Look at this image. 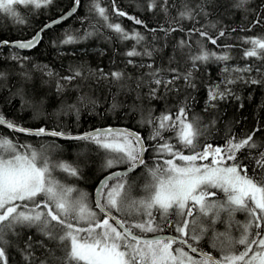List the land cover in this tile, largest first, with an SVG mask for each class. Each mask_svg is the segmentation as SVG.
Returning a JSON list of instances; mask_svg holds the SVG:
<instances>
[{"label":"snow or ice","instance_id":"1","mask_svg":"<svg viewBox=\"0 0 264 264\" xmlns=\"http://www.w3.org/2000/svg\"><path fill=\"white\" fill-rule=\"evenodd\" d=\"M158 0H148L147 8L153 11ZM54 0H0V13L12 17L23 24L24 17L17 11L18 5L29 9H47ZM113 14L133 20L137 25L144 21L129 15L115 7L116 0H111ZM212 0H201L195 8L185 2L178 10L179 20H195L197 15L207 16L206 6ZM249 0H236L234 8L248 11ZM80 5L74 0V6L65 15L53 23H60L72 16ZM161 10L169 11L168 0H162ZM89 11L94 13L102 27L111 30L121 41L132 40L133 46L124 53L126 63L133 67H148L151 84L148 99H164L163 92L173 91L177 80H184L188 88H195L193 70L210 61L222 62L223 79L208 88L207 107L216 108L221 100L229 97L239 99L230 87L237 82L246 84H264V35L242 38L243 44L249 45L243 51V58H256L259 66L246 64L233 67L227 62L232 59L231 49L235 44H224L220 53L210 51L198 41L195 51L189 39L179 41L177 47L186 54L191 67L180 74L177 69L170 79L160 76V69L151 64H137L134 57H152L155 48L144 45L146 36L137 30L129 32L121 23L112 22L108 8L102 0H92ZM264 23L256 19L254 24ZM52 27L45 25L40 32L27 41H16L19 49L35 48L42 38V33ZM91 31L83 34L66 31L60 40L62 45L77 44L98 33L95 25ZM215 27V25H213ZM184 31L182 26L163 28L165 35ZM249 30V29H242ZM155 33L156 28L148 29ZM236 29H231L235 32ZM198 33L217 48L220 37H226L221 28L215 38L203 28L189 30V36ZM13 42L0 41V46ZM55 43V42H54ZM187 49L185 53L184 50ZM14 60L27 59L13 56ZM39 67V66H38ZM49 77L56 74L47 66L40 69ZM104 79L121 81L125 79L123 71L104 72L99 69ZM253 71L259 78L246 74ZM0 72V78L5 77ZM80 70L61 79L71 82L83 77ZM172 87H169V86ZM139 87V85H137ZM64 84L57 81V91L61 92ZM178 91V89H175ZM186 96L179 103L176 111L166 109L158 116L147 110L141 124H147L150 132L142 135L128 128H98L80 135H71L62 130H36L25 128L15 121L7 119L0 111V128L11 130L9 135H0V264H9L7 249L10 235L18 236L19 230L35 227L49 241L56 243V248H48L44 240L33 241L29 235L24 242L25 264H33L38 245L45 250L46 258L39 264H264V146L258 145L253 137L259 129L244 138L231 136L223 145H214L207 141V125L202 118L193 114ZM27 103V102H26ZM95 104L90 98L81 96L77 104ZM118 107L113 103L112 110ZM243 107V105H241ZM69 109L79 114L76 104ZM212 123H215L214 121ZM12 133H24L31 136L60 137L64 139L88 142L103 153V169L108 172L95 188L94 200H89L88 193L68 185L56 178L59 170L69 177L81 178L79 165L64 161H53L45 149L37 150L31 145L18 144ZM203 141V142H202ZM58 147V145H55ZM252 150H258L253 155ZM247 161V162H245ZM124 165L122 170L120 166ZM143 168L147 181L143 185L144 195L137 198L132 195V184L128 177L138 168ZM223 194V199H216ZM245 214V221H234L235 214ZM221 213L226 214L227 229L223 233L215 232V224ZM239 229L238 238L231 235V228ZM209 227L213 248L219 249V257L204 251L199 242ZM168 229V234H165ZM237 246H243L238 249ZM61 254L56 255V251Z\"/></svg>","mask_w":264,"mask_h":264},{"label":"trees","instance_id":"2","mask_svg":"<svg viewBox=\"0 0 264 264\" xmlns=\"http://www.w3.org/2000/svg\"><path fill=\"white\" fill-rule=\"evenodd\" d=\"M91 2L92 0H80L75 14L65 22L45 30L39 45L33 50L23 51L14 47L0 46V72L6 74L4 78H0V111L7 119L27 127H44L71 134L106 125H122L147 135L151 126L141 124V119L142 115H147L148 109H152L154 116H158L166 109L175 112L179 103L190 95L194 100L189 101L192 106L189 119L193 114L202 118L203 124L208 126L206 136L209 143L223 145L231 136L241 139L259 129L253 139L258 145L264 146V84L237 82L230 87L239 99L229 97L219 101L216 108L205 111L208 88L223 79L221 70L224 64L210 61L208 64L199 65L198 70H193V82L196 85L194 89L188 88L186 82L181 79L175 82V89L178 91L174 89L163 92L162 89L164 99L149 100V88L154 87L148 75L152 69L133 67L126 63L129 58L124 53L133 46L134 41H121L111 30L102 27L103 21L89 11ZM161 2L162 0H158L156 9L149 11L148 0H116L117 9L144 21L147 25L146 29L143 25L135 24L127 16L114 15L111 0H102L103 6L108 8L112 22L121 23L129 32L137 30L146 36L143 44L137 46L138 50L144 45L149 49H156L152 57L131 58L137 64H151L153 68L160 69V76L164 79H170L175 74L171 69H177L180 74L185 73L190 69L191 62L177 47L182 39H189L192 42L193 51L198 47L197 41L208 50L217 53L223 50L224 44H235L236 47L231 49L230 53L232 59L227 62L233 67H243L246 64L259 66L262 63L256 58L247 60L243 58V51L249 45L243 44L242 38L264 35V23L254 24L256 19L264 20V0H249L246 5L248 11L234 8L233 4L236 0H212V3L206 6L207 16L197 15L196 19L191 21L179 20V25L173 18L178 20V10L183 4L187 2L190 7L195 8L201 0H168L170 6L168 13L161 10ZM73 4L74 0H54L53 5L47 9H29L18 5L17 11L25 19L23 24L0 13V41L32 38L44 24L67 12ZM90 25H95L99 29L97 34L77 44H60L66 31L83 34L86 30H92ZM170 26H182L184 31L178 30L167 35L159 31L161 27ZM193 27L203 28L213 38L223 28L226 37L217 40V44L221 45L217 48L198 33L189 36V30ZM152 28L158 31L155 33L148 31ZM233 28L236 29L235 32H231ZM242 29L249 30L242 31ZM184 52L186 53L187 49ZM14 55L27 59L14 60L12 59ZM43 66H47V69L56 75L49 77L45 71L40 70ZM99 69H103L106 73L123 71L125 79L121 81L104 79L100 76ZM75 70H80L84 74L83 77L70 83L61 79L72 75ZM249 75L259 78L255 71L246 74L245 78L247 79ZM58 80L64 84L61 92L57 91ZM81 96L90 98L95 104H77V98ZM113 103L118 105L115 110H112ZM73 104L80 108L79 114L69 109ZM213 121L215 123H212ZM9 133L11 130L0 128V135H9ZM12 136L18 144H22L25 139L24 145L32 147L37 146L35 141L41 144L48 141V143L64 145L69 150L80 148L81 153L73 161L81 169L83 189L88 193L90 201L94 200L95 188L99 181L112 171L111 169L105 171L102 168L104 155L91 143L83 145V141L36 137L21 133H12ZM257 151L252 150L253 155ZM136 176H143L141 183L143 185L146 183L147 174L142 167L129 175L131 178ZM132 183L136 186L139 179L133 180ZM218 197L223 199V194H219ZM165 232L168 233L169 230L165 229ZM29 235L32 236L33 241L44 240L48 248H56V243L43 237L37 228L21 229L18 236L11 238V242L8 238L9 264H25L22 249ZM199 246L219 257V249L213 248L210 241H200ZM237 247L243 248V246ZM33 251L36 257L33 264H39L41 259L46 258L45 250L38 245L34 244ZM60 254L57 250L56 255ZM49 264H52V260H49Z\"/></svg>","mask_w":264,"mask_h":264},{"label":"rangeland","instance_id":"3","mask_svg":"<svg viewBox=\"0 0 264 264\" xmlns=\"http://www.w3.org/2000/svg\"><path fill=\"white\" fill-rule=\"evenodd\" d=\"M46 138V137H45ZM24 144L25 143V139L22 141ZM37 146H33V148H36L37 150L40 149H45L47 151V154L50 156L51 160L53 161H64L67 163H72L74 165H77L73 160L77 159L79 154L81 153L80 148L76 149V150H69L67 147H65L64 145L61 144H55L54 142L48 143V141H45L44 144H41L39 141H35ZM20 144V143H19ZM89 145L88 142H84L83 145ZM55 145H58V147H55ZM124 165H121L120 168H122ZM102 168H103V164H102ZM54 175L56 176L57 179H59L61 182L66 183L68 185H74L77 189L79 190H83V175L81 173V178H76V177H69L67 176L65 173L57 170ZM139 179V183L135 186V182L132 183L133 180ZM143 176H136V177H128V181L130 184H132V195L134 197H141L144 195L143 192V184L141 183ZM142 186V187H141ZM85 192V191H84ZM216 199H221L217 197ZM225 219H226V214L225 213H221L220 219L216 222L215 224V232L217 233H223L226 231L227 229V225L225 223ZM246 219L245 214L241 213V212H237L235 214L234 217V221H239V222H244ZM239 229L235 226L231 228V235L234 238H238L239 236ZM213 235V230L211 227H209V230L207 232V234H205V236L203 237V239H201L200 241H210L211 244H213V241L211 239ZM14 238L15 236L10 235L8 238H10V242H11V238Z\"/></svg>","mask_w":264,"mask_h":264},{"label":"water","instance_id":"4","mask_svg":"<svg viewBox=\"0 0 264 264\" xmlns=\"http://www.w3.org/2000/svg\"><path fill=\"white\" fill-rule=\"evenodd\" d=\"M54 21H56V20H51V21H49L48 23H46V25H48V24H51L52 25V27L53 26H55V25H57L58 23H53ZM44 28V27H43ZM51 28V27H50ZM47 29H49V28H47ZM41 30V29H40ZM40 30L38 31V32H40ZM37 32V33H38ZM42 35V34H41ZM22 41H27V40H22ZM16 42V41H15ZM9 45H13V46H15V43L13 42V43H11V44H9ZM3 46H5V45H3ZM32 49V48H31ZM24 50H30V49H24ZM108 127H113V128H128V129H131V130H133V131H136V130H134V129H132V128H129V127H126V126H122V125H106V126H101V127H97V128H94V129H98V128H108ZM36 129H39V128H36ZM36 129H32V130H36ZM47 129V128H46ZM94 129H92V130H88V131H85V132H81V133H75V134H71V135H73V136H75V135H80V134H83V133H86V132H90V131H93ZM47 130H54V129H47ZM138 132V131H137ZM53 138H58V139H63V140H70V139H64V138H60V137H53ZM94 197H95V194H94ZM165 234H168V233H165Z\"/></svg>","mask_w":264,"mask_h":264},{"label":"bare ground","instance_id":"5","mask_svg":"<svg viewBox=\"0 0 264 264\" xmlns=\"http://www.w3.org/2000/svg\"><path fill=\"white\" fill-rule=\"evenodd\" d=\"M73 6H74V4H73ZM73 6L67 11V12H65L64 14H62V15H60L59 17H57V18H55V19H53V20H58L61 16H63V15H65L66 13H68L70 10H72V8H73ZM78 10V8L76 9V11ZM75 11V12H76ZM75 14V13H74ZM73 14V15H74ZM72 15V16H73ZM72 16H69L67 19H65V20H63L62 22H65L66 20H68L69 18H71ZM62 22H60V23H62ZM60 23H58V24H60ZM57 24V25H58ZM46 24H44L42 27H41V29L45 26ZM40 30V29H39ZM46 30H48V29H46ZM42 35H43V33H42ZM42 39V38H41ZM41 39H40V41H41ZM22 40H28V39H18V40H14V41H10V42H15V41H22ZM40 43V42H39ZM39 44H37V46H38ZM5 46H8V47H14V48H17V47H15V46H13V45H5ZM36 46V47H37ZM17 49H19V48H17ZM34 48H32V49H30V50H33ZM20 50H23V51H30V50H24V49H20ZM21 126H23V125H21ZM23 127H25V128H29V129H36V128H32V127H27V126H23ZM21 134H24V133H21ZM25 135H27V134H25ZM40 137H48V136H40ZM58 139V138H57ZM121 170L123 169V168H120ZM137 170V169H136ZM107 175V174H106ZM104 178V177H103ZM102 178V179H103ZM94 194H95V192H94Z\"/></svg>","mask_w":264,"mask_h":264}]
</instances>
